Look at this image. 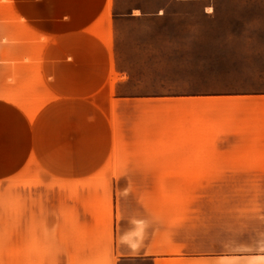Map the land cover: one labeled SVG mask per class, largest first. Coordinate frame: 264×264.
Here are the masks:
<instances>
[{
    "label": "rangeland",
    "instance_id": "1",
    "mask_svg": "<svg viewBox=\"0 0 264 264\" xmlns=\"http://www.w3.org/2000/svg\"><path fill=\"white\" fill-rule=\"evenodd\" d=\"M116 4L118 13L145 12L112 25L124 81L118 96L125 100L102 106L107 118L91 122L77 159L117 164L112 176L119 183L102 180V172L67 185L46 173L37 177L39 170L24 182L20 173L1 180L0 264H119L126 247L141 250L160 231L214 262L219 254L259 248L261 219L240 210L264 186L228 184L234 170L221 166H259L262 154L216 153V98L264 96V0ZM42 33L30 24V112L52 100L34 87L51 43ZM134 162L158 166L162 183L130 184L122 171ZM180 177L197 183H164ZM37 183L44 189L39 214Z\"/></svg>",
    "mask_w": 264,
    "mask_h": 264
},
{
    "label": "crops",
    "instance_id": "2",
    "mask_svg": "<svg viewBox=\"0 0 264 264\" xmlns=\"http://www.w3.org/2000/svg\"><path fill=\"white\" fill-rule=\"evenodd\" d=\"M116 8V0H0V181L20 173L24 182L25 176L28 179L37 170V177L46 173L67 185L91 181L102 172V180H118L112 176L117 164L77 159L78 140L93 134L91 122L107 118L102 106L120 105L125 100L118 96L124 81L117 70L112 25L118 20L144 18L145 12L137 7L130 13H118ZM30 24L51 41L44 49L42 78L34 87L50 93L52 100L37 112L29 108ZM13 73L19 81L12 78ZM216 105L221 118L216 153L262 154L259 166L244 161L221 166L234 170L228 184L264 186V96L218 97ZM157 168L134 162L122 173L132 178L130 184H157L163 177L157 176ZM184 179L187 177L164 183H197ZM35 191L39 214L44 189L37 183ZM248 197L240 211L261 219L256 222L261 231L259 248L252 244L219 254L214 262L198 252L186 251L192 244L166 239L160 231L141 250L126 247L119 264H264V187Z\"/></svg>",
    "mask_w": 264,
    "mask_h": 264
},
{
    "label": "clouds",
    "instance_id": "3",
    "mask_svg": "<svg viewBox=\"0 0 264 264\" xmlns=\"http://www.w3.org/2000/svg\"><path fill=\"white\" fill-rule=\"evenodd\" d=\"M127 236V233L125 234V237Z\"/></svg>",
    "mask_w": 264,
    "mask_h": 264
}]
</instances>
